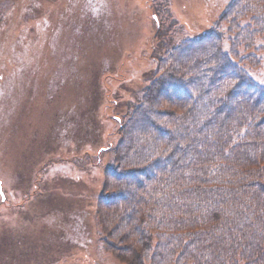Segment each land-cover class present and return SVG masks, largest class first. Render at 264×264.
<instances>
[{
	"label": "rangeland",
	"instance_id": "1",
	"mask_svg": "<svg viewBox=\"0 0 264 264\" xmlns=\"http://www.w3.org/2000/svg\"><path fill=\"white\" fill-rule=\"evenodd\" d=\"M228 1L0 0V264H121L95 219L108 147L165 49Z\"/></svg>",
	"mask_w": 264,
	"mask_h": 264
},
{
	"label": "trees",
	"instance_id": "2",
	"mask_svg": "<svg viewBox=\"0 0 264 264\" xmlns=\"http://www.w3.org/2000/svg\"><path fill=\"white\" fill-rule=\"evenodd\" d=\"M263 62L264 0H229L156 60L103 168L95 219L116 261L264 264Z\"/></svg>",
	"mask_w": 264,
	"mask_h": 264
}]
</instances>
